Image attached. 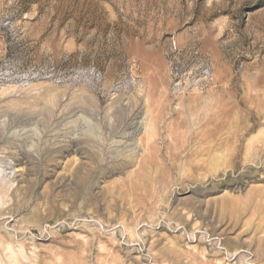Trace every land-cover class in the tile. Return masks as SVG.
<instances>
[{
    "label": "rangeland",
    "instance_id": "rangeland-1",
    "mask_svg": "<svg viewBox=\"0 0 264 264\" xmlns=\"http://www.w3.org/2000/svg\"><path fill=\"white\" fill-rule=\"evenodd\" d=\"M0 264H264V0H0Z\"/></svg>",
    "mask_w": 264,
    "mask_h": 264
}]
</instances>
